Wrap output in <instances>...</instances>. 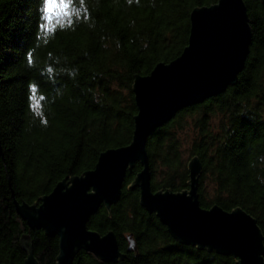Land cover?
<instances>
[{
    "label": "trees",
    "instance_id": "trees-1",
    "mask_svg": "<svg viewBox=\"0 0 264 264\" xmlns=\"http://www.w3.org/2000/svg\"><path fill=\"white\" fill-rule=\"evenodd\" d=\"M218 1L72 0L71 17L53 21L43 0H0V264H24L30 253L38 264H57L58 236L30 229L14 200L39 205L60 182L93 170L103 152L128 146L135 78L177 59L192 11ZM243 1L252 43L237 83L156 130L147 153L152 191L183 192L188 142V160L202 164L201 208L242 209L264 237V4ZM142 169L129 168L119 202L101 205L88 223L101 236L113 232L123 257L104 263L82 250L74 264L238 263L175 240L141 205ZM131 242L137 251H128Z\"/></svg>",
    "mask_w": 264,
    "mask_h": 264
},
{
    "label": "water",
    "instance_id": "water-1",
    "mask_svg": "<svg viewBox=\"0 0 264 264\" xmlns=\"http://www.w3.org/2000/svg\"><path fill=\"white\" fill-rule=\"evenodd\" d=\"M190 24L188 45L177 59L156 65L148 76L135 78L138 113L132 142L103 152L93 170L60 182L39 205L14 200L18 216L30 229L43 230L48 237L58 236L57 264H74L82 250L104 263L123 257L113 232L101 236L91 231L88 223L101 205L110 208L119 202L127 170L136 163L143 168L135 179L142 207L156 214L175 240L232 256L237 264H264V237L252 216L242 209L201 208L198 183L202 164L197 157L188 166L189 190L153 192L151 188L150 136L184 109L235 85L250 54L252 31L243 0H219L210 7L196 8ZM0 157L4 159L1 140ZM28 240L24 238L26 248ZM130 246L128 251H137L133 242ZM24 264H38L33 253Z\"/></svg>",
    "mask_w": 264,
    "mask_h": 264
},
{
    "label": "snow or ice",
    "instance_id": "snow-or-ice-1",
    "mask_svg": "<svg viewBox=\"0 0 264 264\" xmlns=\"http://www.w3.org/2000/svg\"><path fill=\"white\" fill-rule=\"evenodd\" d=\"M72 0H43V11L49 20L71 17ZM55 29H53L54 31Z\"/></svg>",
    "mask_w": 264,
    "mask_h": 264
},
{
    "label": "rangeland",
    "instance_id": "rangeland-1",
    "mask_svg": "<svg viewBox=\"0 0 264 264\" xmlns=\"http://www.w3.org/2000/svg\"><path fill=\"white\" fill-rule=\"evenodd\" d=\"M52 20H53V21H56L57 19L53 18ZM215 124H216V123H215ZM185 136H186V135H185ZM187 146H188V142L186 143V145H185V147H184V151H185V154H184V160H185V161L187 160L186 162H187V163H188V162L190 163V161L188 160V157H189V150H188V147H187ZM189 163H188V164H189Z\"/></svg>",
    "mask_w": 264,
    "mask_h": 264
},
{
    "label": "bare ground",
    "instance_id": "bare-ground-1",
    "mask_svg": "<svg viewBox=\"0 0 264 264\" xmlns=\"http://www.w3.org/2000/svg\"><path fill=\"white\" fill-rule=\"evenodd\" d=\"M178 114H179V113H178ZM178 114H177V115H178ZM188 165H189V164H188Z\"/></svg>",
    "mask_w": 264,
    "mask_h": 264
}]
</instances>
